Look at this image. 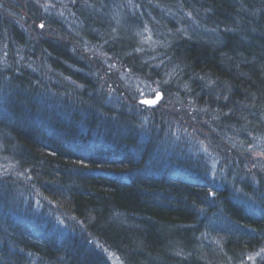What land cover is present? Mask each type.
Segmentation results:
<instances>
[{"label": "trees", "instance_id": "16d2710c", "mask_svg": "<svg viewBox=\"0 0 264 264\" xmlns=\"http://www.w3.org/2000/svg\"><path fill=\"white\" fill-rule=\"evenodd\" d=\"M114 258L264 264V0H0V264Z\"/></svg>", "mask_w": 264, "mask_h": 264}, {"label": "water", "instance_id": "95a60500", "mask_svg": "<svg viewBox=\"0 0 264 264\" xmlns=\"http://www.w3.org/2000/svg\"><path fill=\"white\" fill-rule=\"evenodd\" d=\"M163 98V93L159 92L157 95H155L152 98H143L140 100L142 103H146L150 107H155L156 104Z\"/></svg>", "mask_w": 264, "mask_h": 264}, {"label": "rangeland", "instance_id": "374dc122", "mask_svg": "<svg viewBox=\"0 0 264 264\" xmlns=\"http://www.w3.org/2000/svg\"><path fill=\"white\" fill-rule=\"evenodd\" d=\"M156 90H157V88H156ZM146 95H150V93H148V94H146ZM114 263H115V264H121V262H119V260L116 259V258H114Z\"/></svg>", "mask_w": 264, "mask_h": 264}, {"label": "snow or ice", "instance_id": "6c2138e0", "mask_svg": "<svg viewBox=\"0 0 264 264\" xmlns=\"http://www.w3.org/2000/svg\"><path fill=\"white\" fill-rule=\"evenodd\" d=\"M41 27H43V25H41Z\"/></svg>", "mask_w": 264, "mask_h": 264}]
</instances>
